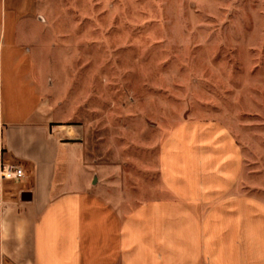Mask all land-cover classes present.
Returning <instances> with one entry per match:
<instances>
[{
  "label": "crops",
  "instance_id": "0c3cea01",
  "mask_svg": "<svg viewBox=\"0 0 264 264\" xmlns=\"http://www.w3.org/2000/svg\"><path fill=\"white\" fill-rule=\"evenodd\" d=\"M38 1L0 0V264H264V183L220 122L164 138L141 203L91 162L36 60ZM9 166L24 177L2 179Z\"/></svg>",
  "mask_w": 264,
  "mask_h": 264
},
{
  "label": "rangeland",
  "instance_id": "374dc122",
  "mask_svg": "<svg viewBox=\"0 0 264 264\" xmlns=\"http://www.w3.org/2000/svg\"><path fill=\"white\" fill-rule=\"evenodd\" d=\"M38 2L36 60L59 119L138 203L161 142L191 120L230 129L264 183V0Z\"/></svg>",
  "mask_w": 264,
  "mask_h": 264
},
{
  "label": "built area",
  "instance_id": "2783aa9c",
  "mask_svg": "<svg viewBox=\"0 0 264 264\" xmlns=\"http://www.w3.org/2000/svg\"><path fill=\"white\" fill-rule=\"evenodd\" d=\"M2 179L5 180H20L24 177V171L18 166L5 167L2 170Z\"/></svg>",
  "mask_w": 264,
  "mask_h": 264
},
{
  "label": "water",
  "instance_id": "95a60500",
  "mask_svg": "<svg viewBox=\"0 0 264 264\" xmlns=\"http://www.w3.org/2000/svg\"><path fill=\"white\" fill-rule=\"evenodd\" d=\"M28 193H24L23 195H22V201H29L30 200V198H28Z\"/></svg>",
  "mask_w": 264,
  "mask_h": 264
}]
</instances>
